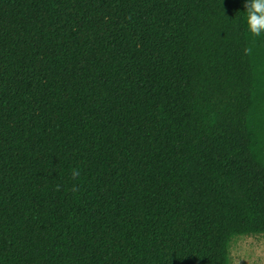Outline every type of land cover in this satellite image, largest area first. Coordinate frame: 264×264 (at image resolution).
<instances>
[{
    "label": "trees",
    "instance_id": "16d2710c",
    "mask_svg": "<svg viewBox=\"0 0 264 264\" xmlns=\"http://www.w3.org/2000/svg\"><path fill=\"white\" fill-rule=\"evenodd\" d=\"M245 3L0 0V264H231L264 235Z\"/></svg>",
    "mask_w": 264,
    "mask_h": 264
},
{
    "label": "rangeland",
    "instance_id": "374dc122",
    "mask_svg": "<svg viewBox=\"0 0 264 264\" xmlns=\"http://www.w3.org/2000/svg\"><path fill=\"white\" fill-rule=\"evenodd\" d=\"M229 253L231 264H264V235L234 237Z\"/></svg>",
    "mask_w": 264,
    "mask_h": 264
},
{
    "label": "clouds",
    "instance_id": "9594fccd",
    "mask_svg": "<svg viewBox=\"0 0 264 264\" xmlns=\"http://www.w3.org/2000/svg\"><path fill=\"white\" fill-rule=\"evenodd\" d=\"M248 31L253 36L264 35V0H246L244 5ZM245 54H251V48H245ZM73 172V175H77Z\"/></svg>",
    "mask_w": 264,
    "mask_h": 264
}]
</instances>
